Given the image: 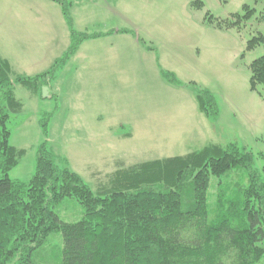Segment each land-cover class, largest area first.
Wrapping results in <instances>:
<instances>
[{
  "label": "rangeland",
  "instance_id": "374dc122",
  "mask_svg": "<svg viewBox=\"0 0 264 264\" xmlns=\"http://www.w3.org/2000/svg\"><path fill=\"white\" fill-rule=\"evenodd\" d=\"M61 1L0 0V60L22 104L6 125L8 144L24 152L9 179L27 182L34 175L42 144L94 194L119 168L207 145H236L251 155L250 170L263 176L264 89L250 88L249 66L264 55V44L247 45L264 37V0H200L201 8L194 0ZM243 6L254 13L233 28L216 26L232 14L243 17ZM71 29L87 39L45 86L47 97L42 88L21 85L17 78L44 74L68 53ZM203 89L215 117L198 104ZM248 169L233 168L220 181L231 191L245 187ZM216 182L208 190L209 219L216 215ZM52 209L66 223L82 218L74 199ZM62 247L61 234L50 235L39 264H60Z\"/></svg>",
  "mask_w": 264,
  "mask_h": 264
},
{
  "label": "trees",
  "instance_id": "16d2710c",
  "mask_svg": "<svg viewBox=\"0 0 264 264\" xmlns=\"http://www.w3.org/2000/svg\"><path fill=\"white\" fill-rule=\"evenodd\" d=\"M193 6L201 8L202 2L194 0ZM242 8L247 12L243 17L232 14L231 20L216 21V26L233 28L254 13ZM80 36L71 29L67 54L48 72L17 81L31 92L48 87L87 39ZM263 44L259 34L247 49ZM249 68L250 88L259 84L264 89V55ZM197 100L203 111L216 116L208 90H198ZM21 110L7 65L0 60V264H39L45 243L56 232L63 243L60 264H258L263 260L264 170L263 176L250 170L248 152L234 144L207 145L185 156L119 168L94 194L76 173L58 166L55 154L42 144L36 151L34 175L21 182L8 178L24 152L8 144L6 126L10 116ZM233 168L250 170L247 186L235 191L220 181ZM212 178L218 180L216 215L209 219ZM66 198L82 206L79 221L63 222L53 211Z\"/></svg>",
  "mask_w": 264,
  "mask_h": 264
},
{
  "label": "water",
  "instance_id": "95a60500",
  "mask_svg": "<svg viewBox=\"0 0 264 264\" xmlns=\"http://www.w3.org/2000/svg\"><path fill=\"white\" fill-rule=\"evenodd\" d=\"M42 95H43V97H47V88L46 87H42Z\"/></svg>",
  "mask_w": 264,
  "mask_h": 264
}]
</instances>
